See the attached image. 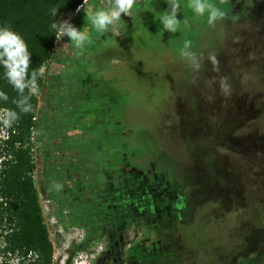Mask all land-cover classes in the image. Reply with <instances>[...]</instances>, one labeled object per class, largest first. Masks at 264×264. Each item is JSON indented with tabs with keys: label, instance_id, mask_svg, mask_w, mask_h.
I'll return each mask as SVG.
<instances>
[{
	"label": "rangeland",
	"instance_id": "374dc122",
	"mask_svg": "<svg viewBox=\"0 0 264 264\" xmlns=\"http://www.w3.org/2000/svg\"><path fill=\"white\" fill-rule=\"evenodd\" d=\"M111 2L86 0L77 14L62 15L87 30L91 42L77 54L64 37L45 73L61 79L47 89L40 111L33 181L54 247L69 244L70 258L80 253L92 264H174L178 255V264H264V158L255 155L264 145V0H208L225 6L224 21L212 27L207 14L192 10V0H177L175 33L159 22L170 0H136L101 38L85 12ZM210 30L215 39L202 40L200 65L190 69V57L181 55L185 42L192 52L196 32ZM88 75L86 88L80 78ZM119 154L137 169L152 164L181 190V218L168 227L166 250L175 251L157 247L160 253L150 256L159 228L145 230L134 219L116 226L100 201L92 204L91 189L100 194L106 176L114 177L107 161L114 165ZM76 169L74 180L67 172ZM78 181L90 193L75 189ZM60 226L65 232L77 226L82 241L54 234Z\"/></svg>",
	"mask_w": 264,
	"mask_h": 264
},
{
	"label": "trees",
	"instance_id": "16d2710c",
	"mask_svg": "<svg viewBox=\"0 0 264 264\" xmlns=\"http://www.w3.org/2000/svg\"><path fill=\"white\" fill-rule=\"evenodd\" d=\"M83 1L0 0V25L10 26L24 38L31 53L30 71L34 70L39 74L37 81L40 86L46 88V94L48 93L47 89L50 91L53 90V87L58 85L61 79V75H57L53 79L46 78L43 81L39 73L42 64L51 58L54 48L55 37L51 33L53 31L52 25L62 15L77 9L79 5L83 4ZM96 4H98V1H96ZM53 7L58 8L55 17H51L49 14ZM217 8L223 12L225 9L224 2ZM223 17L209 26L212 27L214 24L222 23L224 21ZM206 26L204 29L207 30L208 28ZM212 30L205 34V31L196 32L195 47L190 52L191 55L186 56L188 58L190 57L189 68L200 65V43L205 37L210 40L209 37L212 36L215 39ZM211 32H213L212 35H210ZM107 34V32L102 35L100 34V37L106 38ZM3 73L4 69L0 67V91L6 93L9 99L7 102L0 101V107L5 110L12 109L19 112L14 103L15 100L19 99V95L4 78ZM90 79L89 75L80 78L82 86L86 87L91 85ZM25 94H28L27 89L25 90ZM29 102L32 110L27 114L21 113L19 120L11 126L17 132L7 141V147L5 148L7 152L3 153L0 149V156L3 157L0 163L2 166L0 169V256H2L0 264H52L53 245L44 223L37 189L30 175V172L34 168L31 155L29 149L23 148L22 146H14L15 141H19L22 144L25 142L29 134V128L33 123L32 118L37 112V99L35 96H31ZM98 114H95L93 121H97L98 117H101V113ZM262 114H264V110ZM37 126L38 139H41L42 136L39 133L41 131L40 118ZM76 129L79 130L78 128ZM46 152L48 151L42 153ZM258 152L264 158V145L259 147ZM8 155H11V158ZM46 156L48 154H43V157ZM120 157L121 154L116 157V159L118 158L116 163L120 161ZM108 161L107 163L110 167L111 159H108ZM77 169L74 174L67 172L72 179L75 178L74 180H77L75 176L79 172ZM76 185L77 187L75 189H79L83 184L78 181ZM28 253H31V257L27 263H24L20 258L26 256ZM260 257L264 259L263 254H260ZM134 264H141L140 260L135 261Z\"/></svg>",
	"mask_w": 264,
	"mask_h": 264
},
{
	"label": "clouds",
	"instance_id": "9594fccd",
	"mask_svg": "<svg viewBox=\"0 0 264 264\" xmlns=\"http://www.w3.org/2000/svg\"><path fill=\"white\" fill-rule=\"evenodd\" d=\"M136 0H112V2L104 9H95L91 11H84L87 22L97 34H104L109 27L119 22L123 16H128L133 9ZM180 5L177 0H170L167 11L161 15L159 22L163 30L175 33L179 27V20L177 19V12ZM190 7L198 16H205L209 24L222 18L224 13L208 0H192ZM81 6H78L76 11H81ZM58 8L53 7L50 10V16L57 15ZM56 41H61L64 37L68 38L71 46L77 50V54L82 52L87 44L91 42L90 34L87 30L77 28L70 19H61L55 21L52 25ZM189 42H185L184 49L181 50L182 56L191 55L187 51ZM31 53L28 49L24 38L10 26L0 25V67L4 69V78L18 93L19 99L14 103L19 110L8 109L0 115V121L6 127H11L19 120L20 114H27L32 110L30 104V97L39 92V87L36 83L38 73L30 71ZM28 94H25V90ZM8 95L0 91V101L7 102Z\"/></svg>",
	"mask_w": 264,
	"mask_h": 264
},
{
	"label": "flooded vegetation",
	"instance_id": "af4514ba",
	"mask_svg": "<svg viewBox=\"0 0 264 264\" xmlns=\"http://www.w3.org/2000/svg\"><path fill=\"white\" fill-rule=\"evenodd\" d=\"M86 96L89 99V94ZM255 155H259V152H255ZM120 161H124L121 168L114 167L117 163L114 165L110 163V169L113 170L114 177L106 176L107 181L103 184L100 194L95 193L97 188L91 189V193H94L93 197L96 196V200H93L92 204L94 205L95 202L100 201L99 205H101L103 216H110L109 218L114 220L116 226L117 221L127 223L129 220L134 219L138 222L141 221L145 230L159 228L161 233L157 239L158 241L151 240L150 248L154 250V253H149L150 256L160 252L168 254L175 251L171 248L166 250L171 245V242L167 239L170 238L168 227H177L175 223L181 218V208L179 209V205H177L185 200L181 190L178 189L174 181L170 182L165 172L155 171L152 164L150 165L152 169L141 170L130 163H126L122 157H120ZM81 187L85 193H90L89 190L84 189L83 185ZM161 234L162 238L160 237ZM157 247L160 252L156 249ZM141 252H144V250H141ZM148 256L146 259H149L150 256ZM178 256L172 260L174 264L177 262L175 260ZM135 261L137 260H134L133 264Z\"/></svg>",
	"mask_w": 264,
	"mask_h": 264
},
{
	"label": "built area",
	"instance_id": "2783aa9c",
	"mask_svg": "<svg viewBox=\"0 0 264 264\" xmlns=\"http://www.w3.org/2000/svg\"><path fill=\"white\" fill-rule=\"evenodd\" d=\"M85 2H86V0L83 1V4ZM83 4H81L79 6H81V8H82ZM68 13L69 14L74 13V15H75L78 12L75 9V10L70 11ZM65 19H69V18H65ZM57 42L58 41L55 40L54 48L57 45ZM54 48H53L52 54L54 52ZM52 54H51V56H52ZM50 59L47 62H45L44 64H42V66L40 67V70H39L40 76H41L43 81L46 79L45 73H46L47 68L49 67ZM36 83L39 87V92L36 95H34L35 98L37 99V112L32 118L33 123L29 128L28 137L23 144L20 143L19 141L14 142V146H16V147L22 146L23 148L29 149V153L31 155V160H32V163L34 165L33 170L30 172V175H31L33 180L36 177V169H35L34 159L36 157L37 150H38V126L37 125H38V121H39V118L41 115L40 111L45 106V95H46V88H43L42 86H40L37 80H36ZM4 111H5V109L0 107V115H2V113ZM16 132L17 131L14 127H6L3 124V122L0 121V149L3 151V153L7 152L5 149L7 147V141L12 137L13 134H16ZM8 157L11 158V155H8ZM2 160H3V157L0 156V163ZM1 167L2 166L0 164V169H1ZM61 192L62 193L59 196V198H61L62 200H64V202H66L67 199H69V197L67 196L66 191L64 189ZM46 202L48 203L49 207H51V208L54 207L53 202L51 201L50 198L47 199ZM62 214H63L62 221L67 220L68 210L67 209L63 210ZM51 223L58 224V221L56 219H53V217H52ZM66 231L67 232H65L64 228H62V226H60L58 229H55L53 233L54 234L59 233L57 235H61L62 238L69 236L70 239L75 240L78 244L82 241V239H83V235L81 233L82 230H79V228H77V226H70V227L68 226ZM51 242H52V240H51ZM52 245H53V242H52ZM68 247H69V244H65V246L63 248L57 249L53 245L52 264H92L87 258L83 259L82 258L83 255L80 253L76 256H73V258H70L69 253L67 252ZM30 257H31V253H28L26 256H23L20 259L24 263H27L29 261ZM1 259H2V256H0V260ZM15 260H16V258H15Z\"/></svg>",
	"mask_w": 264,
	"mask_h": 264
},
{
	"label": "crops",
	"instance_id": "0c3cea01",
	"mask_svg": "<svg viewBox=\"0 0 264 264\" xmlns=\"http://www.w3.org/2000/svg\"><path fill=\"white\" fill-rule=\"evenodd\" d=\"M93 31H94V29H92L91 32H93ZM70 62H71L70 60H67V62H66V64L64 65V67H66L67 63L69 64Z\"/></svg>",
	"mask_w": 264,
	"mask_h": 264
}]
</instances>
